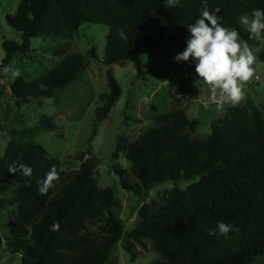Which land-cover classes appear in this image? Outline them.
I'll return each mask as SVG.
<instances>
[{
  "label": "trees",
  "instance_id": "trees-1",
  "mask_svg": "<svg viewBox=\"0 0 264 264\" xmlns=\"http://www.w3.org/2000/svg\"><path fill=\"white\" fill-rule=\"evenodd\" d=\"M205 0H179L167 7L164 0H20L6 23L19 33V42L3 39L5 64L12 53H24L35 36L57 37L82 24L108 27L101 62L110 66L131 60L136 77L146 74L136 55L143 48L162 49L173 42L186 47L187 26L204 10ZM207 9L225 28L239 33L245 44L254 37L239 23L254 9H264V0H206ZM122 29L121 36L118 30ZM97 58L91 47L85 54H66L38 79L26 82L13 75L8 83L16 99L51 97L54 91L75 80L86 58ZM264 64V49L257 55ZM192 60L177 62L187 72ZM107 92L96 109L101 122L119 99L121 88L110 69L105 72ZM155 125L136 140L119 139L116 145L131 163L130 181L123 168L112 167L122 189L146 195L155 185L171 181L164 203L138 209V224L125 231L116 210L120 203L110 187L100 188L94 178L96 157L92 154L78 169L67 171L58 158L33 140H10L0 156V184L15 187L7 200L16 204V214L0 246L7 253H20L21 264H103L113 246L125 235L132 242H151L159 257L150 264H252L264 255V121L256 105L246 100L229 106L210 125V134L193 137L198 121L179 106L151 116ZM45 130L49 118H42ZM37 127L25 133L37 131ZM30 169V173L26 172ZM55 173L44 194L39 189ZM191 181L184 188L178 181ZM103 219L93 232L88 225ZM218 223L229 225L225 238ZM124 248L132 254V242Z\"/></svg>",
  "mask_w": 264,
  "mask_h": 264
},
{
  "label": "rangeland",
  "instance_id": "rangeland-1",
  "mask_svg": "<svg viewBox=\"0 0 264 264\" xmlns=\"http://www.w3.org/2000/svg\"><path fill=\"white\" fill-rule=\"evenodd\" d=\"M20 0H0V156L10 140L24 143L29 140L42 145L53 157L58 158L67 171L78 169L92 154L96 157L94 178L100 188L110 187L114 198L120 203L117 215L124 223L125 231L135 227L140 218L139 207L147 203L156 209L163 205L167 191L174 185L163 181L148 194H134L122 189L119 177L112 167L123 168L130 181H136L131 173V163L124 152L116 148L119 139L134 141L147 128L155 125L151 116L166 113L171 107H181L186 116L198 121L193 137L204 138L210 134V125L226 113L232 106H221L218 91L203 83L195 73L192 61L187 72H182L174 60L180 47L167 43L162 49L143 48L136 55L141 59L146 74L136 77V69L131 60L104 65V45L108 27L103 24H82L72 33L57 37L35 36L30 39L24 53H12L3 64L5 51L3 39L19 42V33L5 21L7 13L13 14ZM252 11L247 15L251 18ZM241 16V17H242ZM239 23L247 29V25ZM234 30L232 28H227ZM240 43L245 45L239 37ZM254 56L252 78L242 86L244 98L261 111L264 121V64L257 55L264 49V36L254 37L253 44H246ZM93 48L97 58L87 57L85 66L77 73L75 80L54 91L51 97L36 96L26 100L14 98L8 83L13 75L21 76L26 82L38 79L53 68L66 54H85ZM8 68L5 73L3 70ZM110 69L121 88L119 99L115 101L107 116L96 122V109L102 105L101 95L106 93L105 72ZM49 118L51 129L45 130L42 118ZM33 127V133L24 131ZM191 181L176 183L184 188ZM14 183L0 184V237L8 236L9 228L16 214V204L7 200L12 196ZM104 224L100 219L88 225L97 232ZM125 235L113 246L109 260L103 264H150L159 257L148 239L142 244L132 242V254L124 248ZM0 246V264H21L20 253H7ZM252 264H264V255Z\"/></svg>",
  "mask_w": 264,
  "mask_h": 264
},
{
  "label": "clouds",
  "instance_id": "clouds-1",
  "mask_svg": "<svg viewBox=\"0 0 264 264\" xmlns=\"http://www.w3.org/2000/svg\"><path fill=\"white\" fill-rule=\"evenodd\" d=\"M165 5L175 7L179 0H164ZM241 23L247 25V30L252 37L264 36V9L257 8L251 13L241 17ZM188 36L186 47L174 56L176 62L191 60L195 64V73L198 79L218 91L217 102L223 106L229 103L233 106L239 104L244 98L243 84L253 76L251 65L254 56L247 45L239 41V33L222 26L216 15L206 7L194 23L187 26ZM123 36V30H118ZM5 73L8 68L3 70ZM30 169L26 172L30 173ZM55 173L45 179L44 186L39 191L44 194L51 186ZM231 228L224 223H218L217 233L227 238Z\"/></svg>",
  "mask_w": 264,
  "mask_h": 264
}]
</instances>
